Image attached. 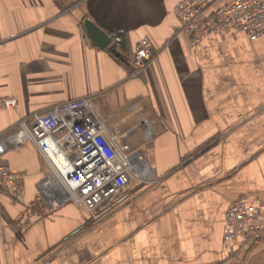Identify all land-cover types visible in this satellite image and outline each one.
I'll return each mask as SVG.
<instances>
[{
	"label": "crops",
	"instance_id": "0c3cea01",
	"mask_svg": "<svg viewBox=\"0 0 264 264\" xmlns=\"http://www.w3.org/2000/svg\"><path fill=\"white\" fill-rule=\"evenodd\" d=\"M180 1L0 0V98L16 102L0 135L86 97L136 171L90 214L50 198L30 141L8 150L17 189H0V264H264V232L246 247L223 241L233 202L264 204V37L230 28L192 44ZM87 19L123 34L118 56L92 43ZM142 38L152 60L132 75Z\"/></svg>",
	"mask_w": 264,
	"mask_h": 264
},
{
	"label": "built area",
	"instance_id": "2783aa9c",
	"mask_svg": "<svg viewBox=\"0 0 264 264\" xmlns=\"http://www.w3.org/2000/svg\"><path fill=\"white\" fill-rule=\"evenodd\" d=\"M216 0H181L174 9L179 29L192 44L208 33L236 29L250 41L264 37V0H228L214 9ZM121 32L112 33L108 47L120 48ZM152 60L147 38L140 39L132 54V75H138ZM15 99L0 98V111L15 107ZM30 141L47 163L46 174L54 183L50 198L70 202L87 213L119 196L136 175L135 165L117 140L94 114L88 98L54 105L19 120L0 135V189L16 194L10 166L2 161L13 147ZM52 193V195H51ZM49 194V193H48ZM264 204L237 200L225 212L223 241L246 247L264 232Z\"/></svg>",
	"mask_w": 264,
	"mask_h": 264
},
{
	"label": "water",
	"instance_id": "95a60500",
	"mask_svg": "<svg viewBox=\"0 0 264 264\" xmlns=\"http://www.w3.org/2000/svg\"><path fill=\"white\" fill-rule=\"evenodd\" d=\"M83 24L88 37L95 46H97L100 49L108 48L111 50L112 53L118 56V53H116V49L108 47V45L111 42V39L108 34L101 31L96 25H94L88 19L85 20Z\"/></svg>",
	"mask_w": 264,
	"mask_h": 264
}]
</instances>
